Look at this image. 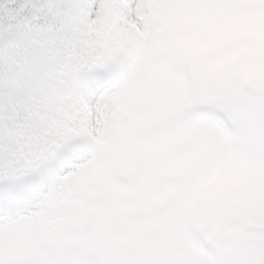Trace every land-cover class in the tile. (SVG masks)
<instances>
[{
    "label": "snow or ice",
    "instance_id": "snow-or-ice-1",
    "mask_svg": "<svg viewBox=\"0 0 264 264\" xmlns=\"http://www.w3.org/2000/svg\"><path fill=\"white\" fill-rule=\"evenodd\" d=\"M0 264H264V0H0Z\"/></svg>",
    "mask_w": 264,
    "mask_h": 264
}]
</instances>
